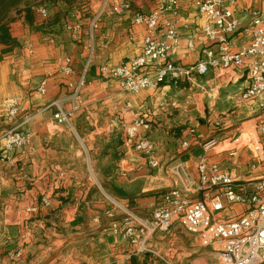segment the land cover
Instances as JSON below:
<instances>
[{"label": "crops", "instance_id": "1", "mask_svg": "<svg viewBox=\"0 0 264 264\" xmlns=\"http://www.w3.org/2000/svg\"><path fill=\"white\" fill-rule=\"evenodd\" d=\"M121 1L87 3L79 11L59 2L44 8V16L34 9L30 21L22 12L10 24L16 43L0 53V264H161V253L171 264H191L193 244L184 229L156 232L139 251L123 235L126 214L151 215L174 185L175 162L192 181L188 195L203 199L205 192L195 188L203 154L247 190L264 176V152L257 155L256 137L250 141L243 131L252 123L255 132L261 111L255 101L237 97L248 86L250 60L188 81L166 79L155 90L124 92L109 73L141 51L146 29L132 18L164 0H129L113 12ZM194 1L178 0L176 12L160 20V30L166 21L175 24L179 38L168 59L183 66L202 58L204 46L215 47L202 33L208 20ZM223 1L238 19L230 34L237 51L250 42L251 12L264 14V0ZM6 98L16 99L15 115L3 105ZM56 100L71 112L70 126L54 118ZM138 116L150 124L155 168L124 135ZM13 128L27 130L28 143L7 148L2 136ZM209 137L216 144L203 153L200 143ZM241 210L235 203L215 216L227 219Z\"/></svg>", "mask_w": 264, "mask_h": 264}, {"label": "built area", "instance_id": "2", "mask_svg": "<svg viewBox=\"0 0 264 264\" xmlns=\"http://www.w3.org/2000/svg\"><path fill=\"white\" fill-rule=\"evenodd\" d=\"M237 0H228L230 4ZM223 0H195L199 14L208 20L202 33L210 44L202 48L203 57L194 63L183 66L168 59V51L178 42V31L172 21H166L160 30V20L166 12H176L178 0H164L156 8L146 14L136 13L132 20L142 24L146 29L141 51L138 55L127 59L112 68L110 76L115 79L124 92H138L141 89L155 90L166 79L191 80L195 74H206L210 68L219 70L231 66H240L244 60H250L249 83L238 93L240 100H253L261 111L254 136L258 147L257 155L264 152V14L251 12V39L246 46L232 51L230 34L238 26V19L231 8L224 5ZM129 6V0H122L112 8L113 12H121ZM41 15H46L44 8H37ZM192 42L187 47L192 48ZM66 73L68 66L64 67ZM42 80L37 91H45ZM56 111L54 118L58 122L70 126V111L60 107V100L54 102ZM9 115L17 113L15 98L3 100ZM212 125L218 126L219 120ZM149 122L142 116L136 117L123 127L124 135L134 139L133 149L139 152L146 163L155 168L158 160L155 146L147 137ZM189 134L195 129L190 128ZM7 148L21 147L28 143L30 133L27 130L9 129L3 133ZM216 144L215 137H209L200 143L203 153L208 152ZM187 147L188 141L181 142ZM235 154V149L230 152ZM197 183L195 188L204 191L203 199H193L188 195L192 185L182 162L171 166L175 177L174 185L165 191L148 217L126 214L122 221L123 235L138 243L139 251L147 250L148 239L156 232L169 230L178 225L185 232L195 236L202 246L217 244L219 256L224 264H264V176L252 183L250 190L236 183L233 177L215 164H207L203 154L197 161ZM243 188L241 191L238 189ZM215 191L212 195L210 192ZM238 203L242 210L227 219L215 216L216 212ZM113 204L117 203L113 200ZM19 252H17L18 255Z\"/></svg>", "mask_w": 264, "mask_h": 264}, {"label": "rangeland", "instance_id": "3", "mask_svg": "<svg viewBox=\"0 0 264 264\" xmlns=\"http://www.w3.org/2000/svg\"><path fill=\"white\" fill-rule=\"evenodd\" d=\"M103 0H21L16 5L11 6L8 10L7 16L8 19H12L11 23L19 19V16L24 13L25 8L37 9V8H50L55 6L57 3L62 2L66 3L74 10H80L84 8L87 3H94L97 2L102 3ZM7 19V20H8ZM10 23V24H11ZM252 128V123H247L243 125V131L245 130V135L247 139L252 141L254 138V130ZM249 137V138H248ZM258 147V146H257ZM255 146V148H257ZM187 233V232H186ZM191 237L190 243L193 244L190 248L193 250L194 255L192 256V263L191 264H224L222 259L219 256V252L217 250V244L213 246H202L197 241L194 235L189 234ZM161 264H171L164 254L161 253Z\"/></svg>", "mask_w": 264, "mask_h": 264}, {"label": "trees", "instance_id": "4", "mask_svg": "<svg viewBox=\"0 0 264 264\" xmlns=\"http://www.w3.org/2000/svg\"><path fill=\"white\" fill-rule=\"evenodd\" d=\"M21 0H0V53H4L15 45L16 41L10 32V23L8 19V10ZM33 9L25 8L24 16L27 21L31 20ZM8 19V20H7Z\"/></svg>", "mask_w": 264, "mask_h": 264}]
</instances>
